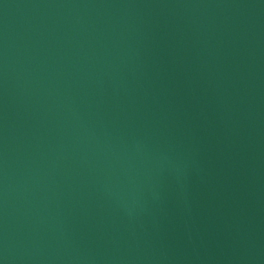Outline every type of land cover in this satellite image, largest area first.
<instances>
[{
    "label": "water",
    "instance_id": "water-1",
    "mask_svg": "<svg viewBox=\"0 0 264 264\" xmlns=\"http://www.w3.org/2000/svg\"><path fill=\"white\" fill-rule=\"evenodd\" d=\"M0 264H264V0H0Z\"/></svg>",
    "mask_w": 264,
    "mask_h": 264
}]
</instances>
